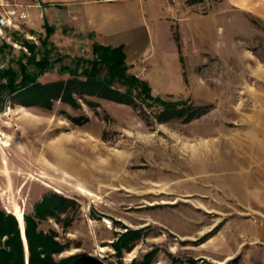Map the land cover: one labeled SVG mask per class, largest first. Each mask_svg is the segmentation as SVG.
<instances>
[{"label": "rangeland", "instance_id": "1", "mask_svg": "<svg viewBox=\"0 0 264 264\" xmlns=\"http://www.w3.org/2000/svg\"><path fill=\"white\" fill-rule=\"evenodd\" d=\"M204 1L173 6L196 18L173 24L178 48L130 71L169 113L139 90L136 106L66 95L92 44L0 36V213L55 235L57 264H264V19Z\"/></svg>", "mask_w": 264, "mask_h": 264}, {"label": "crops", "instance_id": "2", "mask_svg": "<svg viewBox=\"0 0 264 264\" xmlns=\"http://www.w3.org/2000/svg\"><path fill=\"white\" fill-rule=\"evenodd\" d=\"M26 6L29 20L20 30L36 38L51 30L77 46L100 44L123 47L130 71H141V62H154L161 52L178 48L173 37L176 21H194V16L168 5L166 0H9ZM188 0H178V5ZM238 8L264 19V0H205L208 5ZM23 29V30H21ZM6 32V30H5Z\"/></svg>", "mask_w": 264, "mask_h": 264}, {"label": "trees", "instance_id": "3", "mask_svg": "<svg viewBox=\"0 0 264 264\" xmlns=\"http://www.w3.org/2000/svg\"><path fill=\"white\" fill-rule=\"evenodd\" d=\"M204 0H188L189 4L201 3ZM50 30L47 39L52 35ZM47 46L46 41L42 42V47ZM26 48L31 52L35 51L37 47L35 45L26 44ZM95 59L87 62V65L82 68V72L79 74L77 71L72 72L76 78L74 81L66 83V95L72 94L85 95V92L98 94L99 97L108 99L120 104L136 106V97L134 93L139 90L141 95L145 98L164 103L169 106L167 113L172 109V104L162 102L161 99L154 98L152 96V89L150 85L140 80L130 73V66L126 62V54L123 47H110L100 44L93 45ZM47 54V53H46ZM32 60V59H31ZM30 62L37 68H41L42 63L34 61ZM106 72V75H104ZM83 77L86 82H80L76 79ZM25 73L21 70V76L17 72L10 73L9 87L15 86L18 82L23 84L25 81ZM35 79L32 83H35ZM28 87L27 84L24 85ZM52 87H57L52 86ZM123 88L126 90L123 91ZM47 89V88H46ZM49 89V88H48ZM48 89L38 96L37 92L32 95L41 100L47 101L50 93ZM49 93V94H48ZM174 108V107H173ZM61 200L55 196L53 198L46 197L39 207H37L38 218L45 219L48 216H55L58 207L56 203ZM26 238L29 246V264H57L54 259L55 254H61L66 250L65 247L60 246L56 242V236L51 234H45L38 229V223L32 217H26ZM134 237L124 240L125 243L133 240ZM122 242V243H124ZM149 257V256H148ZM76 258H70L67 262L74 261ZM0 264H27L25 245L23 243L21 230L18 223L13 216H7L3 212L0 213ZM60 264H66L61 262Z\"/></svg>", "mask_w": 264, "mask_h": 264}, {"label": "built area", "instance_id": "4", "mask_svg": "<svg viewBox=\"0 0 264 264\" xmlns=\"http://www.w3.org/2000/svg\"><path fill=\"white\" fill-rule=\"evenodd\" d=\"M168 5L175 6L178 0H166ZM30 16L26 6L9 0H0V36L5 37L6 29H18ZM138 78L139 76L136 75Z\"/></svg>", "mask_w": 264, "mask_h": 264}, {"label": "bare ground", "instance_id": "5", "mask_svg": "<svg viewBox=\"0 0 264 264\" xmlns=\"http://www.w3.org/2000/svg\"><path fill=\"white\" fill-rule=\"evenodd\" d=\"M3 140V138H1V135H0V142ZM7 144H9L8 142H7ZM71 162H72V160H71ZM68 166V165H67ZM20 219H21V222L23 221V218H22V216L20 215Z\"/></svg>", "mask_w": 264, "mask_h": 264}, {"label": "water", "instance_id": "6", "mask_svg": "<svg viewBox=\"0 0 264 264\" xmlns=\"http://www.w3.org/2000/svg\"><path fill=\"white\" fill-rule=\"evenodd\" d=\"M22 234H23V239H25V241H27V240H26V234H25V230L23 231V233H22Z\"/></svg>", "mask_w": 264, "mask_h": 264}]
</instances>
